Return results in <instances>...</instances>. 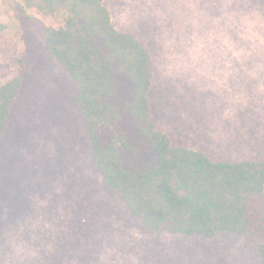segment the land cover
Wrapping results in <instances>:
<instances>
[{
	"label": "rangeland",
	"instance_id": "rangeland-1",
	"mask_svg": "<svg viewBox=\"0 0 264 264\" xmlns=\"http://www.w3.org/2000/svg\"><path fill=\"white\" fill-rule=\"evenodd\" d=\"M104 3L151 56L159 129L214 161L264 160V0ZM21 19L24 64L17 51L0 54V85L25 82L0 147V264H258L248 239L143 230L90 167L72 84L44 51V27ZM104 215L116 223L105 229Z\"/></svg>",
	"mask_w": 264,
	"mask_h": 264
},
{
	"label": "trees",
	"instance_id": "trees-1",
	"mask_svg": "<svg viewBox=\"0 0 264 264\" xmlns=\"http://www.w3.org/2000/svg\"><path fill=\"white\" fill-rule=\"evenodd\" d=\"M22 16L44 27V51L71 81L91 169L143 230L248 239L264 264V160L214 161L159 129L151 56L136 37L116 29L104 0H0V54L17 51L23 65ZM24 86L22 76L0 85V147ZM114 223L104 215L105 229Z\"/></svg>",
	"mask_w": 264,
	"mask_h": 264
}]
</instances>
